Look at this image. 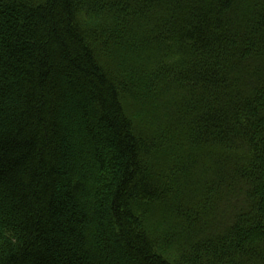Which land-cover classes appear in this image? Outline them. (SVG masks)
<instances>
[{"label":"trees","instance_id":"16d2710c","mask_svg":"<svg viewBox=\"0 0 264 264\" xmlns=\"http://www.w3.org/2000/svg\"><path fill=\"white\" fill-rule=\"evenodd\" d=\"M0 264H264V0H0Z\"/></svg>","mask_w":264,"mask_h":264}]
</instances>
